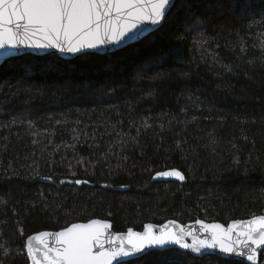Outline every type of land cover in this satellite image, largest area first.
Masks as SVG:
<instances>
[{
    "label": "trees",
    "instance_id": "obj_1",
    "mask_svg": "<svg viewBox=\"0 0 264 264\" xmlns=\"http://www.w3.org/2000/svg\"><path fill=\"white\" fill-rule=\"evenodd\" d=\"M175 4L114 52L0 65V264L95 217L124 231L264 214V0ZM168 168L186 182L152 180ZM120 264L248 263L169 248Z\"/></svg>",
    "mask_w": 264,
    "mask_h": 264
},
{
    "label": "snow or ice",
    "instance_id": "obj_2",
    "mask_svg": "<svg viewBox=\"0 0 264 264\" xmlns=\"http://www.w3.org/2000/svg\"><path fill=\"white\" fill-rule=\"evenodd\" d=\"M175 7L174 0H0V49L55 47L75 53L85 48L119 44L126 39H134L145 21L161 25ZM172 175L184 179L176 170L158 172L153 179ZM74 182L80 184L87 181ZM256 219L258 227H250L245 234L247 239L238 242L243 251L237 252L236 247L231 245L224 246L223 251L254 260L256 249L248 241L258 247L264 246V217ZM196 223L203 222L197 220ZM101 227L107 228L108 222L89 220L87 224H72L53 234L59 238L60 248L55 256H50L52 249L44 244V259L48 264H111L117 257L141 251L145 242L150 247L176 243L200 252L202 248L215 247L227 235L214 231L208 239L188 244L183 242V230L159 234L149 231L137 234L138 246L125 251L122 243L114 250L105 249L99 243L103 235ZM132 231L128 229L129 233ZM44 235L36 234L37 237ZM33 239L28 237L29 244ZM29 255H32L31 249Z\"/></svg>",
    "mask_w": 264,
    "mask_h": 264
},
{
    "label": "water",
    "instance_id": "obj_3",
    "mask_svg": "<svg viewBox=\"0 0 264 264\" xmlns=\"http://www.w3.org/2000/svg\"><path fill=\"white\" fill-rule=\"evenodd\" d=\"M174 3H175V0H174ZM161 25H152L145 21L143 22L140 32L135 36L134 39H126L122 43L108 44L103 47L85 48L75 53L67 52V51H60L58 48H55V47H20V48L0 49V65L12 57L20 56L26 53H31L35 55L56 53L59 57L63 59H71L73 57H76L86 52H94V53H99V54L111 53L129 44L139 41L141 38L156 31ZM171 170H176L179 173H181L184 176V179L180 180L175 175L167 176V177H157L153 179V177L156 176V173L168 172ZM152 180L153 181H175L179 183H185L186 177L181 170L177 168H168V169L155 172L152 175ZM259 217H264V214H260V215H256V216L244 218V219L230 220L226 224L219 222V221H207L203 219H196V220L188 221L185 223L179 222L178 220H175V219H168L166 221H163L162 223L147 222L143 225V228L141 230H136L134 228H127L124 231H115L113 229L112 222L107 219L95 217L89 220L108 222L107 228L101 227L100 229L103 235L100 237L99 243L103 244L105 249H110V250H114L117 246H120L122 243L125 248V251H128L129 249L133 248V246H138L137 234L143 235L149 231L152 232L153 234H159L160 232H167V231L181 232V230H183L182 232L183 242L188 243V244H193L194 240H197V241L206 240L212 235L214 231L222 233V234L223 233L227 234L224 237V239H222L216 244L215 247H205V248H202L200 252H196L191 248H188V249L183 248L180 244H176V243H167L164 247H154V246L150 247V246H147V242H145V247L141 251L134 252L133 254H130L127 256L117 257L111 261V264H120L121 262L130 260L133 258H138L149 251H153V250L163 251L169 248H174V249H178L183 252H188L191 255L196 256V257H200L206 254H215V255H218V256H221L227 259L241 260L248 264H259V255L261 251L264 249V246L258 247L257 245L251 244V241H248V243L251 245L252 248L256 249L254 260L250 261L247 258V256L233 254V253H226L223 251V247L227 245L235 246L237 249V252L243 251V249L239 247L238 242H242L247 239L245 234L248 232L250 227H258V221L256 218H259ZM89 220L73 222L57 230H41V231L28 235L24 240V249H25L29 264H48V261L44 259L45 249L43 248V245L47 244L48 247L52 249V251L49 253L50 256H55L56 250L60 248L59 238L53 234L60 232L62 229L66 227H70L72 224H87ZM197 220L202 221L203 223L197 224L196 223ZM213 226H217V227L214 228ZM128 229H132L133 231L129 233ZM39 233H44L45 235L41 237H37L36 234H39ZM188 233H191V234L189 235ZM30 236L34 237V239L29 244L28 237ZM109 241H111V243H109ZM30 249L32 251L31 256L29 255ZM94 251H96L95 247H94Z\"/></svg>",
    "mask_w": 264,
    "mask_h": 264
},
{
    "label": "bare ground",
    "instance_id": "obj_4",
    "mask_svg": "<svg viewBox=\"0 0 264 264\" xmlns=\"http://www.w3.org/2000/svg\"><path fill=\"white\" fill-rule=\"evenodd\" d=\"M26 253V252H25Z\"/></svg>",
    "mask_w": 264,
    "mask_h": 264
}]
</instances>
